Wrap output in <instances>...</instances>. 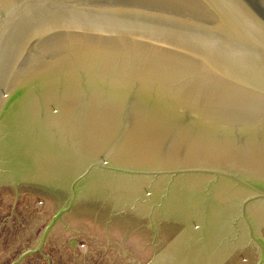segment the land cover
I'll return each instance as SVG.
<instances>
[{
  "label": "water",
  "instance_id": "95a60500",
  "mask_svg": "<svg viewBox=\"0 0 264 264\" xmlns=\"http://www.w3.org/2000/svg\"><path fill=\"white\" fill-rule=\"evenodd\" d=\"M0 185V264H264V0H0Z\"/></svg>",
  "mask_w": 264,
  "mask_h": 264
},
{
  "label": "trees",
  "instance_id": "16d2710c",
  "mask_svg": "<svg viewBox=\"0 0 264 264\" xmlns=\"http://www.w3.org/2000/svg\"><path fill=\"white\" fill-rule=\"evenodd\" d=\"M26 187H29V188H37L38 189V192H41L43 194H40V195H44L46 196L47 198L52 195L53 193L54 194H58V193H61L60 191H55L53 189H50V187H47V186H43V185H39V184H30V183H21L19 185H16V186H12V188H17V189H20V190H24V188ZM29 188H25V189H29ZM46 194V195H45Z\"/></svg>",
  "mask_w": 264,
  "mask_h": 264
},
{
  "label": "flooded vegetation",
  "instance_id": "af4514ba",
  "mask_svg": "<svg viewBox=\"0 0 264 264\" xmlns=\"http://www.w3.org/2000/svg\"><path fill=\"white\" fill-rule=\"evenodd\" d=\"M19 185V184H18ZM1 186V185H0ZM11 186H14L13 184H11Z\"/></svg>",
  "mask_w": 264,
  "mask_h": 264
}]
</instances>
